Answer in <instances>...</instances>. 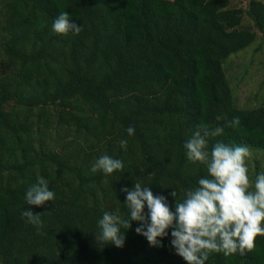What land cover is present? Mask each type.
Returning a JSON list of instances; mask_svg holds the SVG:
<instances>
[{"label":"trees","instance_id":"1","mask_svg":"<svg viewBox=\"0 0 264 264\" xmlns=\"http://www.w3.org/2000/svg\"><path fill=\"white\" fill-rule=\"evenodd\" d=\"M64 12L78 35L53 31ZM262 38L264 0H0V264H187L172 229L154 247L132 221L117 248L97 242L98 222L104 212L127 218L121 188L135 182L175 211L207 176L184 149L201 126L224 128L209 150L247 146L250 179L264 171V100L240 105L226 69ZM103 155L123 170L93 173ZM41 177L55 198L28 205L26 190ZM27 209L42 227L26 222ZM205 264H264V237Z\"/></svg>","mask_w":264,"mask_h":264},{"label":"clouds","instance_id":"2","mask_svg":"<svg viewBox=\"0 0 264 264\" xmlns=\"http://www.w3.org/2000/svg\"><path fill=\"white\" fill-rule=\"evenodd\" d=\"M52 28L59 35L69 32L78 35L82 31V26L70 20L67 12L54 20ZM215 119L221 121L224 117L217 115ZM229 123L237 125L239 118ZM126 131L132 136L135 130L129 126ZM223 131L219 125L201 126L184 143L187 160L205 166L207 176L198 180L197 187L185 190L181 200L175 199V211L170 210L164 196L154 195L148 186L135 182L132 189L121 188L127 194V218L104 212L98 222L97 242L123 247L125 236L121 229H130L131 222L136 221L139 224L136 233L154 247L162 246L158 238L166 237L167 230L172 229L171 246L187 264H205L213 253L229 256L251 251L256 238L264 237V171L256 174L254 181L250 179L248 159L252 154L247 146L217 142L209 150L208 138L220 136ZM120 146L126 149L127 140H121ZM123 168L120 159L103 155L91 171L109 176ZM171 195L176 198L178 194L173 191ZM54 198L55 193L49 190V182L43 177L25 193L28 205L41 206ZM22 216L27 223L42 227L41 214L27 209Z\"/></svg>","mask_w":264,"mask_h":264},{"label":"rangeland","instance_id":"3","mask_svg":"<svg viewBox=\"0 0 264 264\" xmlns=\"http://www.w3.org/2000/svg\"><path fill=\"white\" fill-rule=\"evenodd\" d=\"M248 0H233L238 7H245ZM231 86L240 105L254 106L264 100V39L232 55L226 62Z\"/></svg>","mask_w":264,"mask_h":264}]
</instances>
